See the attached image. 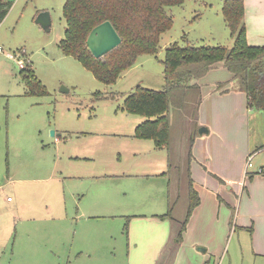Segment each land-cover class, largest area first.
I'll return each mask as SVG.
<instances>
[{
    "label": "rangeland",
    "instance_id": "1",
    "mask_svg": "<svg viewBox=\"0 0 264 264\" xmlns=\"http://www.w3.org/2000/svg\"><path fill=\"white\" fill-rule=\"evenodd\" d=\"M64 1L13 0L0 22V264H264V232L243 217L252 202L240 184L206 171L235 179L247 149L264 145V111L248 107L245 91L229 93L240 89L235 81L213 84L226 69L209 71L169 106L166 148L136 138L144 118L121 109L136 87L163 88L170 44L233 45L224 0L168 7L173 23L157 53L141 54L108 85L62 54ZM43 11L49 31L35 22ZM19 58L47 95L25 93ZM205 126L210 132L196 135ZM260 160L252 157L242 185ZM195 184L199 202L188 214Z\"/></svg>",
    "mask_w": 264,
    "mask_h": 264
},
{
    "label": "trees",
    "instance_id": "2",
    "mask_svg": "<svg viewBox=\"0 0 264 264\" xmlns=\"http://www.w3.org/2000/svg\"><path fill=\"white\" fill-rule=\"evenodd\" d=\"M184 2L185 0H65L62 7L64 37L58 46L63 55L74 57L95 79L107 85L113 84L124 71L133 66L141 54L157 53L161 35L173 23L167 8ZM10 5L11 2L0 0V22L8 13ZM244 10L243 0H224L222 3V16L234 38L230 48L180 45L177 42L165 48L163 88L154 90L138 86L123 100V111L144 118L135 128L136 138L150 139L160 149L168 147L169 106L181 104L186 89L217 63H222L234 78L240 80L248 107L264 111V46L248 44ZM105 20L111 22L121 42L96 58L87 48L86 38L93 27ZM19 75L27 95L48 94L30 64H24ZM94 96L97 99L113 98L100 93ZM190 199L188 214L199 202L195 190L190 191Z\"/></svg>",
    "mask_w": 264,
    "mask_h": 264
},
{
    "label": "crops",
    "instance_id": "3",
    "mask_svg": "<svg viewBox=\"0 0 264 264\" xmlns=\"http://www.w3.org/2000/svg\"><path fill=\"white\" fill-rule=\"evenodd\" d=\"M243 1H244V9H245L243 19H244V24L246 27L247 42L249 45H252V46H264V0H243ZM217 68L226 69L222 63H217V64H214L210 68L209 71L217 69ZM226 71H227L226 77L224 79H215V82L213 84L215 86L217 84H218V86H221L222 84H223V86H225L226 84H230L231 82L235 81V83H234L235 86H237V88H240V89L236 90L237 92L236 91H234V92L230 91L229 93H234V94L237 93L239 95L241 93H243L244 90L241 87L240 80L237 78H234L233 74L230 71H228L227 69H226ZM199 81H200V78L198 80L196 79L194 82L198 83ZM229 89H230V87L223 89V91L221 92V95L222 94L228 95L229 93L227 91ZM246 101H247V99H246ZM204 128L207 129V132H203V133L197 132L196 135L202 136V135L210 132V129L208 126H205ZM196 135H194L193 137H195ZM250 149H251V147L249 149H247L248 156L250 154L251 155L254 154V156L264 155V145L262 147H257L253 151H250ZM192 157H193L194 161H196V162L198 161L195 156H192ZM257 164L259 167L264 168V160H260ZM245 167H246V164L244 165L242 170L237 171V173L235 175V179L229 175H226V176L223 175L224 171L217 169L215 166L211 167L210 171L207 168L206 171H207L208 175L212 174L213 176H216V177L221 176V178L219 177L218 178L219 180H217L219 182L226 183V181L223 180V179H226L227 182H229V183L241 185L240 190L245 191V196L248 197V199L252 202L251 205L253 206V210H249L247 213L244 214L243 217H245V219H246L244 222L246 224H248L249 220H251V218L253 217V218H255L253 225H254V229L256 230V232L257 233H258V231L264 232V173L256 174L255 178H253V174H252L249 178V182H247V185H245V184L242 185L240 180L241 179L243 180L245 178V174H244ZM212 182H213V183H211L212 185L220 187V185H218V182H215V181H212ZM225 185H227V184H224L223 188L225 187ZM215 186H213V187H215ZM198 187H200L199 184L194 185L196 192H198ZM219 189L220 188H218V190ZM215 190L217 191L216 188H215ZM227 190H231V187L229 186L227 188ZM211 193H213V192H211ZM211 193H209V194H211ZM198 197H199V194H198ZM7 200H9V198ZM241 227L244 228L245 226L242 225ZM201 249L197 248L198 251L203 252L204 249L203 248H201Z\"/></svg>",
    "mask_w": 264,
    "mask_h": 264
},
{
    "label": "water",
    "instance_id": "4",
    "mask_svg": "<svg viewBox=\"0 0 264 264\" xmlns=\"http://www.w3.org/2000/svg\"><path fill=\"white\" fill-rule=\"evenodd\" d=\"M9 2L13 0H8ZM35 22L39 24L45 31L50 30L51 19L49 12H40L36 18ZM121 42V38L117 31L113 27L110 21L105 20L95 27L92 28L90 33L86 38V45L91 54L99 58L106 54L107 52L114 49ZM65 89V90H64ZM68 91L66 88H61V91ZM207 132V129L202 127L199 133ZM51 134L53 132L51 131ZM198 249H201L200 247ZM202 250V249H201Z\"/></svg>",
    "mask_w": 264,
    "mask_h": 264
},
{
    "label": "built area",
    "instance_id": "5",
    "mask_svg": "<svg viewBox=\"0 0 264 264\" xmlns=\"http://www.w3.org/2000/svg\"><path fill=\"white\" fill-rule=\"evenodd\" d=\"M17 63L18 65L21 67L24 66V61L23 59H17ZM254 156V154H250L248 157H247V161H246V167H245V171H244V174L247 175L248 174V168H251L253 166L252 164V157ZM255 173H258V174H261V173H264V168L263 167H259L258 169H256V172Z\"/></svg>",
    "mask_w": 264,
    "mask_h": 264
}]
</instances>
